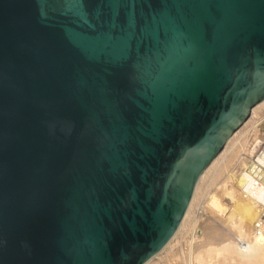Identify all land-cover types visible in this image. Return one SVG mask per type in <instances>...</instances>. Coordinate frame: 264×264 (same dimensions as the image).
Here are the masks:
<instances>
[{"label":"water","instance_id":"water-1","mask_svg":"<svg viewBox=\"0 0 264 264\" xmlns=\"http://www.w3.org/2000/svg\"><path fill=\"white\" fill-rule=\"evenodd\" d=\"M264 100V0H0V264H143Z\"/></svg>","mask_w":264,"mask_h":264},{"label":"bare ground","instance_id":"bare-ground-1","mask_svg":"<svg viewBox=\"0 0 264 264\" xmlns=\"http://www.w3.org/2000/svg\"><path fill=\"white\" fill-rule=\"evenodd\" d=\"M263 108L264 100L260 101L258 106H254L249 110L245 122L239 125V131L232 133L225 140L214 162L209 163L203 169L195 182L191 198L175 230L172 241L175 239L177 233L184 227L187 218H189L195 201L197 191L196 185L198 181L200 183V181L206 178L208 173L215 170L220 163L226 159L233 145L232 142H237L246 131L247 126L254 118L257 119L258 113ZM256 123L258 124V122ZM242 142L239 143L242 144ZM241 144L240 147H242ZM240 147L239 149L242 151ZM234 148L232 150H234ZM239 149L237 148V150ZM235 152L237 151L235 150ZM235 155L238 156V152ZM246 155V153H243L242 157H247ZM231 158L233 159V156ZM232 159L224 163L218 170L216 177H213V185H211L213 189L207 192L206 200L203 203V210L200 208L201 211H204V214H207L208 218L198 220L195 215L196 219L194 218L190 224L192 236L190 239L191 241L187 244L186 252H184L185 264H264V227L262 230L254 228V223L258 221H261L264 225V203L260 204L258 198L264 192V180L259 182V188L256 194H254V197L249 194L243 195V182L237 183V180L238 178H243L244 174H242L241 171L240 176L235 173L234 170L232 171L230 169L232 161L235 160ZM244 159L243 162H245ZM227 197L230 198L231 202L229 207L225 204L226 200L229 199ZM196 212L199 213V217L202 215L201 212ZM199 227L201 228V230H199L201 233L199 232L200 235L197 236L195 232ZM172 241L165 244L155 258L160 257L166 248L170 246ZM240 243L244 244L245 249L243 251L239 248ZM155 258L151 257L143 264H152Z\"/></svg>","mask_w":264,"mask_h":264},{"label":"rangeland","instance_id":"rangeland-1","mask_svg":"<svg viewBox=\"0 0 264 264\" xmlns=\"http://www.w3.org/2000/svg\"><path fill=\"white\" fill-rule=\"evenodd\" d=\"M261 115L264 116V108L258 113L257 119L254 118L255 122L253 120L247 126L246 131L237 140V142L236 141L232 142L233 145L230 148L228 155L226 156L227 160L225 159L224 161H222L220 163V165L215 170L208 173V175H206V178L202 180L203 182L200 181V183H199V181H198V183L196 185L197 191H196L195 201L193 203V207L191 209L189 218H187V220L185 221L184 227L179 231V233H177L175 239L171 243L172 245L170 244V246H168L166 248V250L164 251V253H162L160 255V257H158V258L154 257L155 259L152 261L153 262L152 264H185L184 263V252H186L187 244L189 241H191L190 239L192 236V232L190 231V224L194 218L196 219V216H197L198 220H203V219L208 218L207 214L206 213L204 214L203 213L204 211H201L200 208L203 210V203L206 200L207 192L209 190L213 189L211 187V185H213V180L216 177L218 170L222 167V165L224 163H226L227 161L232 159L231 158L232 156H233V159H235V160L232 159L233 161H232V164L230 165L231 166L230 169L232 171L234 170L235 173H237L238 175L241 174V171H242V174H244L247 171V169L250 167L249 165H253L256 162L255 161V153L257 152V150L259 149V147L262 145V143L264 141V139H263L264 138V119H263L264 117H262ZM256 122H258V124ZM242 140H243V142H242ZM239 142H242V144ZM240 144L242 147H240ZM239 147L241 148L242 151H240ZM233 148H234V150H232ZM237 148L239 150H237ZM235 150L238 152L239 157L237 155H235V154H237V152H235ZM243 150H244V152H243ZM240 152H242V153H240ZM243 153H246L247 157H242ZM235 156H237L238 158ZM241 159H242V161H241ZM243 159L245 160V162H243ZM242 180H243V178H240V179L238 178L237 183L243 182ZM227 198H229V197H227ZM225 204H227L228 207L230 206V204H231L230 198L226 200ZM196 211L201 212L202 215L200 214L201 216L199 217V213ZM199 228L195 232V234L197 236H199L201 233V231H199V230H201V228L200 229Z\"/></svg>","mask_w":264,"mask_h":264},{"label":"built area","instance_id":"built-area-1","mask_svg":"<svg viewBox=\"0 0 264 264\" xmlns=\"http://www.w3.org/2000/svg\"><path fill=\"white\" fill-rule=\"evenodd\" d=\"M255 163L251 165L247 171L243 175V186H242V194L243 195H251L254 197V194L258 191L259 182L264 180V141L262 145L259 147L257 152L255 153ZM259 202L260 204L264 203V192L260 195ZM264 227L261 221L254 223V228L262 230ZM239 248L243 251L244 244L240 243Z\"/></svg>","mask_w":264,"mask_h":264}]
</instances>
